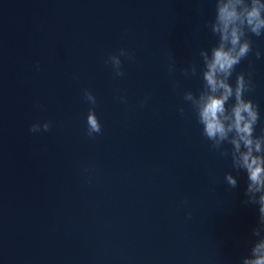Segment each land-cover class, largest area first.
I'll list each match as a JSON object with an SVG mask.
<instances>
[{
  "label": "water",
  "instance_id": "1",
  "mask_svg": "<svg viewBox=\"0 0 264 264\" xmlns=\"http://www.w3.org/2000/svg\"><path fill=\"white\" fill-rule=\"evenodd\" d=\"M215 15L216 0H0V264L256 258L261 193H247L232 145L212 148L184 100L203 89ZM248 37L230 83L251 74L259 136L264 34ZM120 49L129 56L116 76L106 61Z\"/></svg>",
  "mask_w": 264,
  "mask_h": 264
},
{
  "label": "clouds",
  "instance_id": "2",
  "mask_svg": "<svg viewBox=\"0 0 264 264\" xmlns=\"http://www.w3.org/2000/svg\"><path fill=\"white\" fill-rule=\"evenodd\" d=\"M211 31L218 36V42L209 50H201L204 68L203 89L199 95L188 91L184 100L191 102L196 113L202 134L212 142L211 147L220 149L227 142L232 145L231 155L234 166L245 169L248 175L247 193H261V220L264 222V134L255 135L256 125L260 119L258 105L245 98V93L253 88L251 74L246 79L240 72L236 75L235 86L230 78L236 66L252 52V42L248 33L259 37L264 34V0H216V15L210 23ZM120 56H129L124 49L119 55H112L111 62L116 76H122ZM261 53L256 52L259 59ZM196 67L192 66L195 74ZM85 99L95 105L96 98L92 92L84 90ZM179 111L183 113L184 109ZM39 124H33L30 131L40 130ZM50 124L44 123L43 129L49 130ZM101 132V124L90 108L87 115V135ZM242 148L244 150H242ZM226 180L236 186V180L226 175ZM246 193V194H247ZM255 259H246L244 264H264V241L253 249Z\"/></svg>",
  "mask_w": 264,
  "mask_h": 264
}]
</instances>
